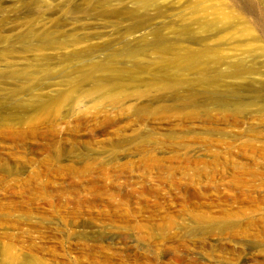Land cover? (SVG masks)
I'll use <instances>...</instances> for the list:
<instances>
[{"label":"rangeland","instance_id":"1","mask_svg":"<svg viewBox=\"0 0 264 264\" xmlns=\"http://www.w3.org/2000/svg\"><path fill=\"white\" fill-rule=\"evenodd\" d=\"M0 264H264V0H0Z\"/></svg>","mask_w":264,"mask_h":264}]
</instances>
